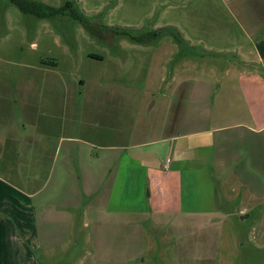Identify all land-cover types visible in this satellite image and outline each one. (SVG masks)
<instances>
[{
  "label": "crops",
  "instance_id": "0c3cea01",
  "mask_svg": "<svg viewBox=\"0 0 264 264\" xmlns=\"http://www.w3.org/2000/svg\"><path fill=\"white\" fill-rule=\"evenodd\" d=\"M211 2L234 25L216 51L231 58L217 79L193 78L184 66L178 78V60L169 58L174 75L156 90L147 82L144 98L161 105L150 119L142 109L130 111L132 92H102L97 82L82 94L83 79L66 91L44 62L22 95L0 85V264H47L50 252L75 244L67 240L79 238L84 224L104 236L108 257L107 246L123 245L130 224L146 219L154 228L170 219L178 228L207 221L231 245V222L253 220L250 242L264 249V167L256 166V150L243 153L234 144L242 136L264 140V0ZM197 9L180 16H197ZM185 34L174 40L193 47ZM82 197L90 200L81 213Z\"/></svg>",
  "mask_w": 264,
  "mask_h": 264
},
{
  "label": "rangeland",
  "instance_id": "374dc122",
  "mask_svg": "<svg viewBox=\"0 0 264 264\" xmlns=\"http://www.w3.org/2000/svg\"><path fill=\"white\" fill-rule=\"evenodd\" d=\"M32 1L52 8L71 3L86 22L65 14L38 19L21 13L9 0H0V85L4 92L22 95L33 89V80L40 76V62H44L48 64L43 70L50 77L65 80L66 91L70 87L78 89V79H83L82 94L93 92L92 87L97 82V88L100 87L102 92L104 88L116 89L118 93L121 90L132 92L130 111L136 113L142 109L150 119L158 114L161 105L155 98H144L149 86L147 82H153L152 88L156 90L161 79L168 81L174 75V62L169 58L178 60L177 74L184 66L188 76L199 79L221 77L222 65L231 58L216 51L225 48L222 37L232 36L235 28L225 11L221 12L218 7L215 10L213 0ZM177 5L178 9H174ZM192 5L198 7L197 16H180L182 11L189 15ZM164 28L183 31L193 47L185 41L176 43L174 36L164 34H160L161 40L153 39L151 43L140 45L116 35L115 31L127 30L140 35L162 33L159 30ZM207 33L219 36V42L211 43ZM199 41L211 44L214 50L204 49ZM90 54L100 55L103 60L91 59ZM180 56L187 57V60L179 61ZM52 61L57 66H52ZM190 62L196 66L191 68ZM181 76L178 74L177 77ZM164 87L168 85L159 86ZM154 101L156 106L151 108ZM234 144L243 153L256 150V166L264 167V156L260 157L264 140L242 136ZM259 173L258 170V177ZM33 184L39 188L42 182L38 180ZM89 200L82 197L81 213ZM133 207L140 209L136 205ZM136 223L130 224L124 234L123 245L107 246L108 257L104 243H100L104 236L96 237L95 230L84 224L79 238L67 240L75 241V244L60 246L57 254L50 252L51 260L47 264H264V249L250 242L255 231L253 220L240 226L231 222L228 232L236 238V245H231L228 237H223L221 230L207 221L187 228L184 224L178 228L180 222L171 219L156 224L157 228L148 219ZM97 241L100 246L95 245Z\"/></svg>",
  "mask_w": 264,
  "mask_h": 264
},
{
  "label": "trees",
  "instance_id": "16d2710c",
  "mask_svg": "<svg viewBox=\"0 0 264 264\" xmlns=\"http://www.w3.org/2000/svg\"><path fill=\"white\" fill-rule=\"evenodd\" d=\"M14 6L18 8V10L25 15H32L38 19H46L57 15H69L71 18L79 21L86 22V19L82 14L78 12L76 8L72 6L71 3H65L59 8H52L41 3L32 1V0H9ZM86 25V24H85ZM114 31V30H113ZM117 31V35L125 36L130 38V40L137 43H145L146 41L152 39L153 37H158L160 34L170 35L177 38V32L172 28H164L159 31L161 32H153L150 34H131L127 30H115Z\"/></svg>",
  "mask_w": 264,
  "mask_h": 264
}]
</instances>
